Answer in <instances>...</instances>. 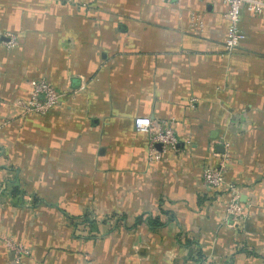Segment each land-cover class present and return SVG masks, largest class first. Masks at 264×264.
I'll return each instance as SVG.
<instances>
[{"label": "crops", "instance_id": "0c3cea01", "mask_svg": "<svg viewBox=\"0 0 264 264\" xmlns=\"http://www.w3.org/2000/svg\"><path fill=\"white\" fill-rule=\"evenodd\" d=\"M240 27L229 52L219 0H0V264L7 238L20 264H264V16ZM41 79L64 96L23 116ZM139 116L179 151L150 160Z\"/></svg>", "mask_w": 264, "mask_h": 264}, {"label": "built area", "instance_id": "2783aa9c", "mask_svg": "<svg viewBox=\"0 0 264 264\" xmlns=\"http://www.w3.org/2000/svg\"><path fill=\"white\" fill-rule=\"evenodd\" d=\"M70 1V0H59ZM170 1V0H167ZM215 1V0H212ZM228 6L229 29L225 40L226 49L231 52L246 37L240 27L241 17L244 10L255 16H264V0H219ZM4 44L12 48L17 44L15 34L6 35ZM64 94L60 92L54 84L46 79H41L32 83L30 95L23 100H19L16 106L21 110L23 116L45 115L54 109L61 101ZM137 131L146 133L149 136L148 158L150 160H160L163 153L167 151L178 152L179 142L173 127V122L162 120L154 123L148 116H139L134 120ZM159 146V147H158ZM217 158L215 165H206L203 169L202 178L205 186L210 190H217L227 184L226 171L229 160L227 151L214 153ZM228 215H233L236 222L245 216L244 209L239 202L237 193L232 194L227 203ZM6 246L13 252L12 264H20L29 255L28 248L20 243H16L10 238L6 239Z\"/></svg>", "mask_w": 264, "mask_h": 264}, {"label": "trees", "instance_id": "16d2710c", "mask_svg": "<svg viewBox=\"0 0 264 264\" xmlns=\"http://www.w3.org/2000/svg\"><path fill=\"white\" fill-rule=\"evenodd\" d=\"M198 260L201 261V262H204L205 261V259L203 258V255L202 254L199 255Z\"/></svg>", "mask_w": 264, "mask_h": 264}]
</instances>
